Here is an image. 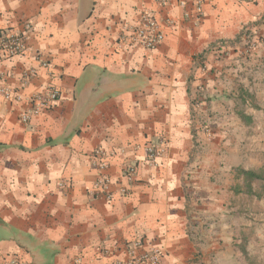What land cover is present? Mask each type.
<instances>
[{
  "label": "crops",
  "instance_id": "crops-1",
  "mask_svg": "<svg viewBox=\"0 0 264 264\" xmlns=\"http://www.w3.org/2000/svg\"><path fill=\"white\" fill-rule=\"evenodd\" d=\"M145 11L164 22L152 51L120 40ZM27 22L24 53L0 54V85L23 97L0 99V264H118L136 242V255L161 249V264H232L239 195L254 196L238 168L261 166L236 147L222 154L221 134L209 141L201 120L235 94L221 81L231 60L215 55L240 57L249 31L264 38V0H0V36ZM50 87L58 101L22 123ZM196 99L214 100L205 110ZM159 137L167 153L151 163L144 146ZM98 149L111 156L112 201L93 193Z\"/></svg>",
  "mask_w": 264,
  "mask_h": 264
},
{
  "label": "rangeland",
  "instance_id": "rangeland-1",
  "mask_svg": "<svg viewBox=\"0 0 264 264\" xmlns=\"http://www.w3.org/2000/svg\"><path fill=\"white\" fill-rule=\"evenodd\" d=\"M251 32L245 33L246 50L241 52L240 57L228 56L227 51L215 55V60H231V75L223 73L221 75L222 88L231 90L230 99H219L218 110H213V114L204 115L201 120L202 130L209 141H213L215 134H221L222 154L228 156V148H237L238 158H247L253 161L254 169L264 164V38L253 41V35L249 40ZM249 41V42H248ZM261 50L256 52L258 46ZM263 48V50H262ZM262 64H257L260 60ZM242 60V61H241ZM246 60L250 63H244ZM241 61V63H240ZM243 63V64H242ZM243 67H240V66ZM225 67L222 68L224 72ZM240 90H244L243 96H237ZM214 99L194 100L196 108L206 110L211 109V102ZM202 103H205L201 106ZM206 107V108H205ZM208 112V111H207ZM238 112L250 115L253 119L251 126L244 124ZM230 126L231 130L226 127ZM227 151V152H225ZM250 169L240 166L239 169ZM254 183V192L260 194L256 196L244 197L239 195V226L237 229L233 249L235 258L232 264H264V183ZM240 188L244 189L243 183ZM245 203L248 210H244ZM228 259H223L221 264H226Z\"/></svg>",
  "mask_w": 264,
  "mask_h": 264
},
{
  "label": "built area",
  "instance_id": "built-area-1",
  "mask_svg": "<svg viewBox=\"0 0 264 264\" xmlns=\"http://www.w3.org/2000/svg\"><path fill=\"white\" fill-rule=\"evenodd\" d=\"M159 4L165 6L171 0H156ZM250 1V0H249ZM184 5L183 2L180 4ZM200 10V8H199ZM188 16V14H186ZM165 22L169 23V20ZM161 21L156 14L150 11H145L138 24L128 26L120 40L127 45H139L145 50L152 51L160 46L165 40V34L162 30ZM32 24L27 22L23 25V30H6L0 36V54L5 60H12L21 56L25 51V41L28 34L32 31ZM47 66V64H43ZM36 72L31 70L23 77L28 78L34 76ZM4 74L0 73V80H4ZM59 91L50 87L45 92L31 97V109L22 114L21 122L27 124L33 116L40 115L45 109L53 106L59 99ZM0 99L5 102H21L23 97L16 91L12 90L5 84L0 85ZM168 143L165 137H159L155 142L144 146V151L147 159L151 163H156L157 160L164 157L167 153ZM111 156L98 149L94 153L96 166L98 170V178L94 186L93 193L102 194L108 201L114 199V193L111 191L112 180L107 171L110 168L109 158ZM137 174V165L129 164L123 170V178L126 182L134 181ZM127 190L125 188L120 190V194L125 195ZM141 246L140 242H136L133 247L129 248V259L120 261L118 264H161L163 252L159 248H153L140 255H136L135 248ZM3 264H22L18 259H10ZM77 264H81V259L77 260Z\"/></svg>",
  "mask_w": 264,
  "mask_h": 264
},
{
  "label": "trees",
  "instance_id": "trees-1",
  "mask_svg": "<svg viewBox=\"0 0 264 264\" xmlns=\"http://www.w3.org/2000/svg\"><path fill=\"white\" fill-rule=\"evenodd\" d=\"M241 118L243 119V121H245L246 123H250L249 122V117L246 116L245 114H241ZM238 175L239 177H242L243 180H244V187L246 188L247 190V193L248 194H252L258 198H260V194H256L255 192H253L251 186H250V183L251 182H255V183H264V164L263 166L258 169V170H255V171H246V170H243V169H239L238 170Z\"/></svg>",
  "mask_w": 264,
  "mask_h": 264
}]
</instances>
